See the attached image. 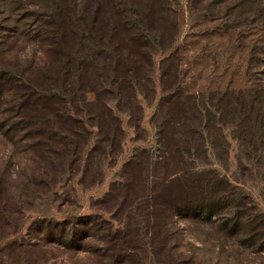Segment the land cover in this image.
Masks as SVG:
<instances>
[{
  "label": "trees",
  "instance_id": "1",
  "mask_svg": "<svg viewBox=\"0 0 264 264\" xmlns=\"http://www.w3.org/2000/svg\"><path fill=\"white\" fill-rule=\"evenodd\" d=\"M206 1L4 0L7 6L15 2V10L30 22L28 28L22 25V31L13 34L12 41L0 43L10 55L14 43L20 42L25 54L17 63L0 58V134L17 135L16 141L24 144V162L37 163L28 167L30 185L50 189L57 184L58 174L76 171L85 177L91 163L114 160L124 134L119 115H128L139 129V98L147 100L156 93L153 56L157 50H171L160 62L164 95L152 119L158 154H147L146 163H129L141 166L143 174L132 209L142 211L138 214L147 226L161 227L167 242L175 240L171 250L178 246L171 231L177 220L218 222L223 239L248 234L250 239L244 238L240 246L264 248V223L257 224L259 216L249 213L241 196L215 171L182 169L180 176L166 174L159 182L149 180L147 174L169 160L201 161L210 148L225 153L226 145L218 142L228 125L232 138L246 147L254 146L258 136L260 144L264 141V132L257 135L264 131V79L251 77L253 54L247 55V65L243 59L245 68L239 66L235 72L227 63L232 53L215 55L205 49L202 55L189 54L200 42L196 35H186L177 44L185 13L198 20L199 12L208 10L198 3ZM209 15L213 16L211 12L203 15L207 22ZM202 62L209 64V77L218 75L213 78L215 91L196 88L202 71L195 69ZM220 65L223 68L217 70ZM225 77L230 85L223 87ZM151 157L156 163H151ZM128 179L136 186L137 180L132 184ZM128 186L123 185L127 190ZM115 188L98 210L106 212L102 206L116 199ZM15 199L1 187L0 243H6L0 255L7 258L3 262L0 258V264H66L63 255L71 264H145L132 244L129 223L98 214L61 221L38 219L28 228L32 236L20 237L13 219L22 217L23 203ZM166 250L164 260L171 263L172 253ZM151 251L153 256L160 252L158 247ZM183 258L186 264L196 260L195 255Z\"/></svg>",
  "mask_w": 264,
  "mask_h": 264
},
{
  "label": "rangeland",
  "instance_id": "2",
  "mask_svg": "<svg viewBox=\"0 0 264 264\" xmlns=\"http://www.w3.org/2000/svg\"><path fill=\"white\" fill-rule=\"evenodd\" d=\"M182 1L185 4L187 0ZM201 5H207L208 10L200 11L198 20H194V16L189 12L185 13L177 44L181 43L186 35H196L200 42L196 46L197 48H191L189 54L197 52L202 55L205 49L215 55L232 53V57L228 58L227 63L235 72L239 66L245 68V65L248 64L247 55L249 56L251 53L254 57L251 77L264 79V45L262 44V39H264V0H208L198 3L199 7ZM15 8V2L7 6L4 0H0V43H4L6 40L12 41L13 34L22 31V25H26L28 28L30 24L29 21L22 19V12L16 11ZM210 12L213 16L209 15L210 22H207L203 15L208 16ZM215 34H224V36L219 38ZM17 44L16 46L14 43V47L9 50L11 56L7 54L8 50L5 47H0V58L17 63L25 55L21 50L20 42ZM170 51L157 50L153 56L155 65L153 80L156 93L154 97L147 100L139 98L142 107L139 129L134 127L128 115L120 114L119 118L124 134L121 149L117 152L118 155L109 163H91L90 170L85 177L81 172L74 171V174H69L66 171L61 175L58 174L57 184L50 189L33 187L28 182L30 173L28 167L34 168L37 163L24 162L22 157L24 156L22 152L24 144L19 143V140L16 141L15 134H0V191L2 187V191L7 197L9 196L11 200L19 199V202L23 203L22 217L20 220L13 219L19 225L20 237H24L26 234L32 236V233L28 232V228L32 227L38 219L61 221L71 217L98 214L106 220L115 218L129 223L130 234L134 240L132 244L137 247L145 264H156L157 261L165 262L164 264H186L187 259L183 257L190 255L196 257L194 264H264L263 247L261 248L259 244L248 247L240 246L239 243L244 238L250 239L248 234L246 236L239 235L241 238L223 239L218 222L211 225L200 222V220L176 219L171 231H173L178 246L171 250L175 240L167 242L164 238L165 233L161 234L163 233L161 227L154 226L155 223L147 226L140 220L138 213L142 214V211L137 212L132 209L135 195H137V187H140L137 186L138 181L140 177H143V174L141 166L130 167L129 163H146L147 154L155 157L158 154L157 128L152 119L164 95L159 84L160 62ZM245 53L246 58H244ZM243 59L246 60L243 62L245 65H242ZM221 65L217 70L223 68ZM208 66L206 62H202V66L195 69V71L199 69L202 71L200 75L202 80L196 84L198 91L205 92L209 88L215 91L214 89H216V80L213 78L218 75L209 77ZM243 70L241 71L243 72ZM234 84L241 85L242 83L235 81ZM229 85L230 80L225 77L223 87ZM191 87L192 85H189L187 89L191 90ZM117 113L119 112L117 111ZM231 129L232 126L228 125L224 132V139L218 142L221 145H226L225 153L210 148L207 158L201 161L187 158L180 163L169 160L165 164L150 168L147 172L149 180L159 182L164 179L166 174L174 178L180 176L182 169L193 172L215 171L228 181L232 189L241 196L243 204L250 211L249 213L252 216L253 214L259 216L257 224L259 220L264 223V141L260 144L258 138L262 141V137L258 136V142L252 141L254 146L246 147L244 143L232 138ZM263 132L262 130L257 135ZM150 161L156 163L153 157L150 158ZM189 163H191L190 166ZM43 166L50 173L53 172L49 166L44 164ZM128 177L133 180L132 184L137 180L136 186L130 184ZM149 180L148 185L150 184ZM124 184H129L128 190L123 187ZM114 187H116L114 193L116 199L110 204L102 206L106 212L98 210L97 208L101 207L100 202L109 193H112ZM112 222L116 229H121L117 222ZM4 243H0V249ZM152 247H158L159 255H152ZM165 247L172 253L171 263L168 262L169 259L164 260L168 254ZM62 257L66 264L72 263L65 258L66 256ZM0 258L3 262L7 257L0 255Z\"/></svg>",
  "mask_w": 264,
  "mask_h": 264
}]
</instances>
